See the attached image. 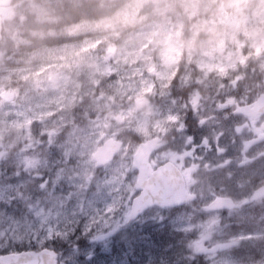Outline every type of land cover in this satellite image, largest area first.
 <instances>
[{"label": "rangeland", "instance_id": "374dc122", "mask_svg": "<svg viewBox=\"0 0 264 264\" xmlns=\"http://www.w3.org/2000/svg\"><path fill=\"white\" fill-rule=\"evenodd\" d=\"M31 1L30 5L15 0L4 8V22H10V29L17 12L38 8ZM124 1L125 6L111 15L72 22L59 30L35 31L40 38H63L58 43L14 54L0 48V149L9 150L0 161V171L24 173L27 189L40 176L53 173L56 183L71 194L81 200L90 197L92 235L97 236L128 219L129 197L136 193L133 158L140 141L161 134L162 126L172 127L176 115L184 118L181 111L186 104L200 118L196 113L200 103L214 111L224 94L231 101L224 76L239 63H252V73L259 76L251 83L253 89L242 95L255 98L264 87L261 36H250L244 30L260 24L255 14L259 0H243L240 8L247 20L239 28L230 23L232 14L238 17L239 13L227 0L223 6L221 0H201L191 19L184 0ZM201 16L219 33L210 43L212 33L205 30L193 39L191 25ZM180 22L183 27L177 36ZM17 40H21L18 33ZM214 71L219 74L210 77ZM182 80L196 82L189 93L176 87ZM103 134L124 142L120 153L106 165L93 156ZM236 137L233 131L223 140L215 136V144L206 151L204 162L208 170L215 171H204L195 178L201 203L208 204V194L218 191V181L208 179L215 177L226 185L240 180L237 166L242 160L247 165L245 176L257 183L253 194L261 192L264 144H250L246 133L233 140ZM49 195L59 201L63 193ZM250 202L245 198L240 211H228L226 217L204 205L149 209L142 220L158 228L166 239L158 243L148 233L154 242L147 245L146 264H181L180 260L191 264L194 258L203 259L201 264H264V216H255ZM80 235L82 254L94 253L95 243L83 246L91 237ZM127 237L134 246V238Z\"/></svg>", "mask_w": 264, "mask_h": 264}, {"label": "snow or ice", "instance_id": "6c2138e0", "mask_svg": "<svg viewBox=\"0 0 264 264\" xmlns=\"http://www.w3.org/2000/svg\"><path fill=\"white\" fill-rule=\"evenodd\" d=\"M26 188L25 174L14 169L0 171V264H80L81 233L93 242L105 237L92 235L90 197L81 200L56 183L53 173L38 178ZM63 193L59 201L50 198ZM137 192L129 197L139 210ZM93 253L89 251L86 259Z\"/></svg>", "mask_w": 264, "mask_h": 264}, {"label": "flooded vegetation", "instance_id": "af4514ba", "mask_svg": "<svg viewBox=\"0 0 264 264\" xmlns=\"http://www.w3.org/2000/svg\"><path fill=\"white\" fill-rule=\"evenodd\" d=\"M238 81L236 80V82ZM229 94L231 101L226 100L227 94H224L223 97L225 99L220 101L221 106L214 111L211 110L209 105L200 103L196 112L199 116L202 115L200 118L194 114L193 108L186 104L184 112L181 111L184 118L176 115V124L168 127V129L162 126L161 134L154 135L158 137L159 141L150 156V162L154 168L164 163L174 164L181 171L189 192L197 194L195 199L178 206L179 208L194 207L197 209L204 205V209L219 212L221 217H226L225 213L228 211H240L242 201L246 198L247 202L249 200V202L251 201L250 204L254 205L252 213L261 217L264 216V186H258H262L261 192L253 194L254 186H257V183L250 177L245 176L244 168L247 165L241 164L243 160L237 166L240 180L227 181L229 185H226L220 182L218 178L208 179L209 182L218 181L215 186L218 191L208 194L210 196L208 204H206L207 202L205 204L200 202L201 197L197 192L198 187L194 184L195 178L199 174H203L204 171H215L208 170L210 169L208 163L204 162L207 160L206 151L215 144V136L223 140L233 131L237 136L233 140L241 138L244 133L249 136L248 140H250L263 132L264 113L248 115L238 111L240 105L251 104L253 100L243 99L241 92L235 95L233 93ZM209 125L211 127L207 130ZM208 138H210L211 142H208ZM260 144H264V142ZM217 150L221 152L218 147ZM203 163L206 168L202 165ZM225 174L227 175L228 173L225 172ZM262 178H264V174ZM244 186L249 187V189L245 191ZM218 197L231 198L232 200L228 201L230 203L233 202V207L224 205L220 208H212V202ZM247 205L250 206L248 203Z\"/></svg>", "mask_w": 264, "mask_h": 264}, {"label": "trees", "instance_id": "16d2710c", "mask_svg": "<svg viewBox=\"0 0 264 264\" xmlns=\"http://www.w3.org/2000/svg\"><path fill=\"white\" fill-rule=\"evenodd\" d=\"M26 1L30 5L32 4L31 0ZM34 2L38 3L37 9H33L34 11L26 9L17 12L12 20L16 34L12 32L14 28L10 29V22L8 20L4 22V38L0 48H3L5 53L14 54L16 50L33 49L58 43L63 38L53 36L40 38L39 35L35 34V31L40 32L51 28L59 30L72 22L99 19L111 15L125 6L124 0H34ZM41 17H46V19H41ZM21 18L23 19L21 20ZM17 33L20 35L21 40H17ZM253 69L254 66L250 62L238 64L235 68V70L243 72L244 87L251 84L253 79L259 78L255 73H252ZM137 228L139 230L141 227ZM138 230L133 233L138 232ZM152 231L157 233L153 228ZM123 232L118 240L115 236L109 242L100 241L104 247H100L99 242H95L96 248L92 258L90 260L84 258L87 254L83 253L80 264H142L143 260L148 257L147 227L142 228L141 236L139 233L129 235L127 230ZM148 232L150 238H154L158 243H163L166 239L162 235L152 234L149 229ZM127 236L134 238V246L130 244ZM144 239H146V242ZM86 242L90 244L89 241H85L83 246ZM153 242L154 240H151L149 244ZM184 261L180 260V263ZM196 264H201V262Z\"/></svg>", "mask_w": 264, "mask_h": 264}, {"label": "water", "instance_id": "95a60500", "mask_svg": "<svg viewBox=\"0 0 264 264\" xmlns=\"http://www.w3.org/2000/svg\"><path fill=\"white\" fill-rule=\"evenodd\" d=\"M13 0H0V7L8 6ZM3 17L0 13V41L3 37ZM240 110L246 113L264 112V94L254 101L252 104L240 106ZM264 128V123H263ZM264 140V132L257 138L251 140L252 143ZM158 138L149 139L140 143L134 155V165L138 169V178L136 180V188L140 189L138 194L139 210L129 216V221L135 219L145 209L151 205L160 206H176L195 198V194H190L185 188L184 179L174 164L166 163L153 169L149 162V157L157 145ZM123 141L115 138H109L103 145L99 146L94 153L97 161L105 164L112 160L115 155L122 149ZM4 155V151H0V158ZM231 198L220 197L216 203L222 205L233 206ZM136 204L132 203L131 211ZM217 207V206H215ZM112 231L102 234V237L112 235Z\"/></svg>", "mask_w": 264, "mask_h": 264}, {"label": "clouds", "instance_id": "9594fccd", "mask_svg": "<svg viewBox=\"0 0 264 264\" xmlns=\"http://www.w3.org/2000/svg\"><path fill=\"white\" fill-rule=\"evenodd\" d=\"M201 0H184L185 3V11L188 14L189 19H191L192 16H195L197 12L199 11V8L197 7L200 4ZM212 2H215V0H212ZM225 0H221V6H223ZM243 2V0H227V3L230 5L236 6V13H239V16L237 17L236 14H232V20L230 23H234L238 28L242 27L247 20V16L241 11L240 5ZM260 7L256 11V15L260 19L259 25H253L250 27L245 28L244 30L248 32L250 36H257L258 34L261 36V45H264V0H259ZM191 8V11H188V9ZM183 27V23L180 22V27L177 29V36L180 35L181 29ZM193 30V39L195 36L201 31L205 30L209 33H212L211 36L208 37L209 43L215 39L217 36H219V33L217 32L215 25L211 23L210 20L204 19L203 16L200 17L197 21L193 22L192 25ZM255 42V41H254ZM260 51V48L257 47V53Z\"/></svg>", "mask_w": 264, "mask_h": 264}, {"label": "bare ground", "instance_id": "6f19581e", "mask_svg": "<svg viewBox=\"0 0 264 264\" xmlns=\"http://www.w3.org/2000/svg\"><path fill=\"white\" fill-rule=\"evenodd\" d=\"M254 176V175H253ZM254 181V180H253ZM193 259V258H192Z\"/></svg>", "mask_w": 264, "mask_h": 264}]
</instances>
